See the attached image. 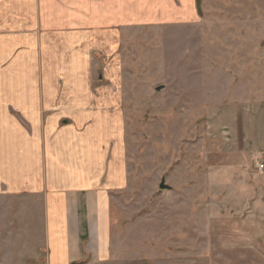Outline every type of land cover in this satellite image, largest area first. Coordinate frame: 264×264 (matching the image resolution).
Here are the masks:
<instances>
[{
  "label": "rangeland",
  "instance_id": "1",
  "mask_svg": "<svg viewBox=\"0 0 264 264\" xmlns=\"http://www.w3.org/2000/svg\"><path fill=\"white\" fill-rule=\"evenodd\" d=\"M171 1L163 23L124 12L117 31L112 262H264V0Z\"/></svg>",
  "mask_w": 264,
  "mask_h": 264
},
{
  "label": "crops",
  "instance_id": "2",
  "mask_svg": "<svg viewBox=\"0 0 264 264\" xmlns=\"http://www.w3.org/2000/svg\"><path fill=\"white\" fill-rule=\"evenodd\" d=\"M136 2L0 0V264H114L110 201L126 182L117 31L124 12L163 23L178 7Z\"/></svg>",
  "mask_w": 264,
  "mask_h": 264
},
{
  "label": "water",
  "instance_id": "3",
  "mask_svg": "<svg viewBox=\"0 0 264 264\" xmlns=\"http://www.w3.org/2000/svg\"><path fill=\"white\" fill-rule=\"evenodd\" d=\"M158 90H160V89H158ZM158 187L160 190H169V188H170L164 183V181H162Z\"/></svg>",
  "mask_w": 264,
  "mask_h": 264
},
{
  "label": "trees",
  "instance_id": "4",
  "mask_svg": "<svg viewBox=\"0 0 264 264\" xmlns=\"http://www.w3.org/2000/svg\"><path fill=\"white\" fill-rule=\"evenodd\" d=\"M198 3H199V0H197V6H198ZM76 264H85V263L80 262V263H76Z\"/></svg>",
  "mask_w": 264,
  "mask_h": 264
},
{
  "label": "built area",
  "instance_id": "5",
  "mask_svg": "<svg viewBox=\"0 0 264 264\" xmlns=\"http://www.w3.org/2000/svg\"><path fill=\"white\" fill-rule=\"evenodd\" d=\"M259 168H260V169H263V165H260Z\"/></svg>",
  "mask_w": 264,
  "mask_h": 264
}]
</instances>
